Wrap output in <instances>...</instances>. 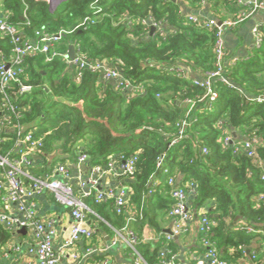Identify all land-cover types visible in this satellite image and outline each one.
Listing matches in <instances>:
<instances>
[{"label": "trees", "instance_id": "1", "mask_svg": "<svg viewBox=\"0 0 264 264\" xmlns=\"http://www.w3.org/2000/svg\"><path fill=\"white\" fill-rule=\"evenodd\" d=\"M236 1L209 0L216 6ZM180 2L199 10L204 0H64L56 10L47 1L0 0V12L24 39L34 38L37 31L62 32L60 52L73 45L92 61L109 62L133 86L132 90L117 89L89 71L74 80L65 59L48 62L45 55H31L19 80L33 91L19 95V84H15L12 95L24 115L21 124L36 129L43 139L36 157L48 168H54L65 154L73 158L80 151L90 157L92 167L104 166L116 154L137 155L136 172L129 177L134 180L132 202L144 205L142 221L152 224L149 213L174 205L171 195L172 203L162 199L166 190L170 192L163 167L172 176L181 174L187 184L193 182L199 207L216 202L213 220L217 226L210 239L222 259L238 264L248 258L246 249L254 239H264V180L255 159L234 154L224 139L233 130L256 138L258 155L264 160V101H258L264 98V37L248 59L228 68L227 77L237 89L217 81L218 97L201 101L205 91L194 79L167 69L185 65L202 74L215 70V33L183 19ZM151 19L162 24L153 35ZM164 25L173 26L174 31L166 35ZM0 55L8 60L13 56L10 37L1 33ZM188 100L196 102L189 116ZM184 120L189 123L186 137L170 146ZM14 146L12 136L0 144V152L13 151ZM154 178L161 184L149 187ZM88 203L106 217L107 203H97L94 196ZM124 223L123 215L116 214L112 220L116 227ZM244 227L253 232L242 231ZM6 231L0 227V238ZM164 245L151 250L141 244L136 249L148 264H160Z\"/></svg>", "mask_w": 264, "mask_h": 264}, {"label": "built area", "instance_id": "2", "mask_svg": "<svg viewBox=\"0 0 264 264\" xmlns=\"http://www.w3.org/2000/svg\"><path fill=\"white\" fill-rule=\"evenodd\" d=\"M207 2L209 0H204L203 4ZM238 2L245 5L243 0H238ZM251 6L253 9L248 13H244L243 18L239 21L225 20L218 22L217 20H208L203 22L196 15L187 18L188 22L195 23L200 28L214 31L216 38L214 46L215 70L206 72L201 79L194 80V84L205 91V95L201 101H214L218 97L214 87L217 81L228 85L230 88L237 89L227 77L225 64L226 46L223 35L225 29L234 27L249 18L255 10L259 8L264 10V0L256 1ZM150 21L152 23L151 26L155 28L162 26V24L158 25L152 19ZM0 33L10 37L13 45L11 60H8L4 55H0V144L7 142L12 136L13 140H15L13 151H8L4 154L0 152V194L3 197L5 196L6 202L14 205L16 210L24 215L23 218H20L8 213H0V227L10 232H20L22 229L33 228L36 233L32 243L28 246L27 253L38 256L40 264H60L53 245L56 235L55 222L53 220H48L45 223L36 221L35 204L32 203L31 207L27 208L23 201L24 198H32L51 190L55 193L58 201L69 209L73 223L65 240L64 248H72L81 240L91 241L96 234V229L88 224L86 207L74 196L72 187L69 186L70 171L65 163L58 164L52 170L53 172L47 175V177L50 175L51 177L59 176L62 180L56 178L50 181L46 178H37L26 174L27 170L33 165L38 150L43 147V139L37 136L36 129L28 128L21 124L24 115L16 104V98L12 95L13 86L19 84V95L33 91L32 86L21 84L19 80L20 75L25 70V62L31 55H45L48 62H52L56 58L65 59L74 80H81L84 74L89 71L99 74L104 82L114 83L117 89L123 91L127 89L132 90L133 86L107 61H92L87 56L78 53L76 48V57L74 59L67 58L68 51L62 53L57 47L63 39L64 34L62 32L57 35H48L37 31L34 38L24 39L19 29L9 21V17L5 13L0 12ZM252 34L254 36V48H259L264 37V24L255 26ZM167 70L171 72L177 71L181 78L188 79L182 67H168ZM258 101L263 102L264 98H259ZM187 103L189 105V116L196 102L188 100ZM188 126L187 120L182 121L178 135L172 140L170 146H175L186 137L185 134ZM224 143L233 147L234 154L243 153L247 157L254 158L261 169L262 179L264 180V160L258 155L256 138L247 136L245 140L238 141L233 135H228L224 139ZM204 152L206 153L207 150L204 149ZM137 160V155H132L129 158L121 155L119 176H133L136 172ZM78 162L80 164L88 163L90 162V157L80 151L78 153ZM158 164L162 166L163 157L159 158ZM162 169L163 173L168 176L167 183L170 187L172 200L174 201L171 210V215L174 217V226L172 233L165 235L166 241L169 242L188 231L187 224L192 220L193 214L188 207L187 199L189 194L197 196V186L193 182L181 186L176 182V177L170 174L168 168L163 167ZM115 171V166L111 160L104 166L92 167L90 176L87 180L80 183V187L86 198L95 195L97 203L113 201L116 214L123 215L127 207L123 195L116 196L115 192L111 189L106 191L98 190L100 177L106 172L116 174ZM25 176L31 180L30 184H26L24 180ZM216 226V221L206 214L202 215L201 233L203 235L204 246L207 248V262L205 264H230L221 258L216 245L210 239L212 229ZM123 230H126V233L129 235L128 244L136 256L135 264H147L136 249L139 245L137 235L127 230V228ZM242 230L253 232L251 227H244ZM1 250L4 256H9L11 251L20 252L22 247L13 245L11 242H6ZM78 259L79 257L76 255L75 260L78 261ZM99 264H110V262L108 259H104ZM160 264L180 263L176 260L175 255L170 254L165 248L160 251Z\"/></svg>", "mask_w": 264, "mask_h": 264}, {"label": "crops", "instance_id": "3", "mask_svg": "<svg viewBox=\"0 0 264 264\" xmlns=\"http://www.w3.org/2000/svg\"><path fill=\"white\" fill-rule=\"evenodd\" d=\"M50 5L51 10H56L64 0H44ZM245 5L240 4L238 0L235 4L229 3L225 6L223 3L216 6L212 2L202 4L199 10H194L187 3L180 2V16L187 20L189 16L196 15L203 22L208 20H217L222 22L225 20L239 21L243 18L244 13L250 12L253 7L251 4L256 1L263 0H243ZM53 3V4H52ZM232 10V11H231ZM151 21L149 25L151 26ZM264 24V10L259 8L255 10L252 15L235 25L225 29L224 41L226 46V70L240 61L246 60L252 54L254 49V36L252 30L257 25ZM164 33L169 34L174 31L173 26H163ZM176 31V30H175ZM70 46V45H69ZM69 49V47H68ZM68 51V50H67ZM184 74L188 79L198 80L203 77V74L194 70L191 67L185 65L182 66ZM231 135H235L238 141H243L246 136L238 131H231ZM79 152V151H78ZM70 158V159H69ZM115 166V173L106 172L100 177V183L98 186L99 191L113 190L116 196L123 195L126 200V210L123 214L125 223L121 227H116L112 224V220L115 218L116 212H114V202L107 201L108 207L104 212L106 217L112 219L109 221L106 217L99 215L94 211L80 187V183L90 176L92 166L90 162L80 164L78 162V153L75 157H70L65 154L61 160H58L54 166L57 167L60 163H65L70 171V178L68 179L69 186L72 187L74 196L79 199L86 207L87 215L92 214L94 218H88V224L96 229V234L91 241L81 240L72 248H64L65 240L69 234L70 227L73 223L69 209L60 203L51 190H48L38 196L26 197L23 199L27 208L31 207L34 203L35 220L41 223H45L48 220H53L56 227V235L53 240L54 252L60 260V264H99L102 260L108 259L110 264H135V254L132 248L129 246V235L124 231V228L132 231L137 235L139 239V245L146 244L151 250H155L159 243L165 244L163 249H167L170 254L175 255L176 260L180 264H205L207 262V248L203 243V235L201 233V217L204 214H210V218L214 219L216 202L214 200L208 201L204 206L199 207L196 204V197L189 194L187 204L192 211V220L187 224V232L173 238L167 242L165 235L168 234L166 230L173 229L174 217L171 215V207L168 210L159 209L153 214L149 213L148 218L153 220L150 224V220L146 219L142 221L143 217V203L139 206L132 202V184L134 180L128 176H119V164L120 155L116 154L110 159ZM48 165L43 164L42 159L35 158L33 165L27 170V175L37 178H46L50 181L56 178L62 180L61 177L47 175L53 172L54 168H48ZM26 184H30L31 180L27 176L24 177ZM153 182V183H152ZM149 187L156 188L161 184V181L157 178L152 180ZM176 182L185 186L187 182H184V177L181 174H177ZM170 188V187H169ZM147 193L146 196H149ZM170 192L167 190L164 192L162 199L167 197L170 203H172ZM95 197V195H93ZM92 196V197H93ZM163 203V202H162ZM0 213H8L13 216L23 218L24 215L20 214L16 207L6 202L5 196L0 194ZM118 215V214H117ZM122 216V215H120ZM240 219V217L238 218ZM242 230V228H241ZM243 231V230H242ZM6 235L0 238V264H40L38 256L29 255L27 249L29 244L32 243L35 230L33 228L26 229L25 232H10L6 231ZM6 242L16 246H21L20 252H12L9 256H4L2 253V247ZM174 244V250L170 248L171 244ZM246 260L238 261V264H250L252 259L257 264H264V239L262 237L256 238L252 241L250 246L246 249ZM78 255V261L75 260V256ZM141 256V255H140ZM143 259V257L141 256ZM144 260V259H143ZM145 263H147L144 260ZM148 264V263H147Z\"/></svg>", "mask_w": 264, "mask_h": 264}, {"label": "water", "instance_id": "4", "mask_svg": "<svg viewBox=\"0 0 264 264\" xmlns=\"http://www.w3.org/2000/svg\"><path fill=\"white\" fill-rule=\"evenodd\" d=\"M154 31H155V27L151 26V35H153ZM75 57H76L75 47L73 45H70L68 49L67 58L74 59ZM234 138H235V135H234ZM25 231H26L25 229H22L20 232H25ZM166 232L168 234L172 233L171 229L166 230Z\"/></svg>", "mask_w": 264, "mask_h": 264}]
</instances>
